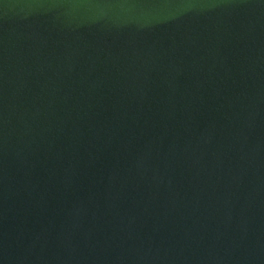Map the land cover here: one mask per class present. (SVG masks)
<instances>
[{"label":"water","instance_id":"95a60500","mask_svg":"<svg viewBox=\"0 0 264 264\" xmlns=\"http://www.w3.org/2000/svg\"><path fill=\"white\" fill-rule=\"evenodd\" d=\"M0 264H264V0H0Z\"/></svg>","mask_w":264,"mask_h":264}]
</instances>
